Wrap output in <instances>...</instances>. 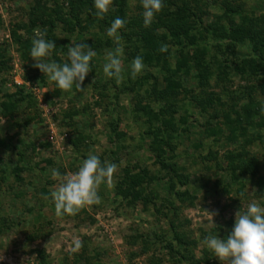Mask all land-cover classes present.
Masks as SVG:
<instances>
[{"label":"rangeland","instance_id":"374dc122","mask_svg":"<svg viewBox=\"0 0 264 264\" xmlns=\"http://www.w3.org/2000/svg\"><path fill=\"white\" fill-rule=\"evenodd\" d=\"M115 1L103 24L92 6L79 13L82 23L73 33L63 30L62 25L56 29L58 62L67 59L66 46L71 40L86 42L97 53L90 62L92 71L85 78L83 90L73 86L62 91L32 67L35 61L30 52L24 54L16 40L33 36V31L29 33L21 26L29 22V8L35 0H0V51L5 56L0 70L2 95L22 89L33 97L31 104L24 102L12 113L1 107L6 97L0 98V251L4 250L5 256L0 264H21L22 257L33 256V264H221L203 246V237L209 232L226 237L240 207L251 200L264 204V126L258 125L262 118L245 121L243 130L231 111L233 106L249 100V86H253V96L264 107V77L250 68L241 75L232 64L223 80L219 64L237 58L211 47L204 56L205 62L206 58L214 62L210 81L200 83L197 61H191L190 72L180 79L184 87L177 96L174 113L180 128L173 137L175 150L165 156L175 155L172 161L188 175L187 183H177V189L189 196L179 199L167 192L163 182L156 181L147 184L142 199L134 202L115 194V185L124 182L127 172L159 173L161 162L151 149L152 137L144 134L148 117L135 108L138 102L155 110L165 106L163 101L157 102L152 87L154 76H160L159 88L164 86L162 66L155 68L143 61L142 73L132 79L130 64L136 51L127 45L121 31L123 78L118 83L103 73L106 52L115 47L106 34L110 27L106 22L118 7ZM170 3L164 0L162 11ZM232 3L241 5L250 15L264 14V0ZM68 10L66 3L64 11ZM142 11L140 0H126L125 18L132 24L125 32L138 29ZM162 11L155 15L151 26ZM207 12L205 23L210 24L216 19L215 13L222 11L209 7ZM168 45L169 64L175 68L181 46ZM236 54L250 55L249 44L240 45ZM50 59L57 61L53 54ZM209 99L210 103L205 104ZM224 110L232 114L231 121L222 117ZM183 117L186 123L180 122ZM90 151L102 161L118 164L111 186L101 185L99 204L86 205L75 215L56 216L51 199L42 196L57 186L51 169H59L62 174L75 172ZM238 152V160L256 162L258 168L236 180L229 169L228 154ZM241 192L245 193L243 198ZM146 195L153 200L145 201ZM166 197L172 202L167 203ZM167 212L170 217L165 215ZM210 212H218L213 218L215 224ZM172 221L187 241L194 239L196 243L186 249L176 244ZM158 235L164 239L162 243L155 245L146 239L153 241ZM74 238L81 240L82 247L70 253L66 249ZM169 242L176 247L173 251Z\"/></svg>","mask_w":264,"mask_h":264},{"label":"trees","instance_id":"16d2710c","mask_svg":"<svg viewBox=\"0 0 264 264\" xmlns=\"http://www.w3.org/2000/svg\"><path fill=\"white\" fill-rule=\"evenodd\" d=\"M168 1L171 3L169 6L167 4L165 10L157 16L158 19L154 26L145 27L143 20H141L142 22H138V29L134 33L125 32L132 24L125 18L126 0L115 1L118 6L116 12L106 22V24L111 25V22L117 16L124 18L127 23L119 31L126 35L127 45L133 47L136 51L135 55L141 56L146 64L155 68L162 66L161 70H163V88H159L160 76H154L155 82L152 87L154 95L158 99L157 102L163 101L165 106H160L159 110H155L151 105L138 102L135 108L136 112H142L148 117V128L144 134L152 137L151 149L155 152L158 161L161 162L159 173L149 174L148 170L134 174L127 172L124 176V182L119 181L114 188L117 196H121L123 199L131 198L132 202L142 199L143 193L147 192V184L152 181L163 182L165 187H167V192L177 195L179 199L189 196L187 193L177 189V183L181 185L187 183L188 175L181 172L182 167L172 161V157L175 155L170 158L165 156L170 151L175 150L176 147L173 137L179 131L180 123L175 119L174 113L177 111L176 106L179 101L177 96L184 87L180 79L183 78V74L187 75L190 72L192 68L191 61H197L196 63L200 69L198 77L202 85L208 83L214 73L211 68L212 63H214L213 60L209 61L208 58H206L208 62L204 60L208 47L219 51H228L238 60H229L227 58L223 66L219 64L220 75L221 77L224 76L223 80L226 79L227 68L232 64L241 75H245L247 68H250L264 77V14L261 16L250 15L241 5L233 4L232 0ZM66 3L69 9L67 12L64 11ZM92 6L94 7V0H35L29 8V22L22 24L21 27L25 28L29 33L37 27L41 30H46L47 39L55 40L56 43V29L62 25L63 30L73 33L76 27L82 23L79 13L84 8ZM209 7H218L222 12L215 13L216 19L212 23L206 24L205 18L208 16L207 10H209ZM103 21L104 18L101 19V24H103ZM25 39L24 36L16 38L24 54L29 53L32 46L31 38L30 40L28 38L27 40ZM168 43L181 46V56L177 58L175 68H172L169 64L170 57L168 55L171 48L169 47L168 52L159 51L161 44L168 45ZM245 43L249 44L251 54L245 57H237V49ZM194 48L196 50L191 55L190 52ZM52 54L58 62L59 58L56 49ZM4 59V51H0V70L2 69L1 65L5 63ZM252 87L249 86L248 90L249 100L245 104L239 105V107L233 106L231 109L233 114L236 115L235 121L243 130H245V121L250 123L256 116L262 118L258 125L264 126V110H262L264 107L253 96ZM4 97L7 100H2L1 107L9 113H12L24 102L31 104L33 99L31 95L24 94L22 89L2 95L0 86V98ZM219 101L221 102V98H219ZM208 103H210V99L205 100V104ZM231 115L228 110H224L222 113V117L230 121ZM180 122L186 123L187 119L183 117ZM113 129L115 130L116 126H113ZM228 155L230 161L229 169L236 180H239L243 173H253L258 168L256 162L248 163L238 160L241 152ZM162 171H165V174L160 175ZM239 183L241 184V182ZM144 199L150 202L153 200L147 195ZM164 200L167 203L172 202L169 197ZM165 215L170 217L168 212ZM171 227L176 244L179 243L186 249L187 245L191 246L196 243L194 239L187 241L185 236L176 230L174 222ZM229 233L230 231L226 235ZM146 239L156 242L155 245L162 243L164 240L159 235L153 241L151 238ZM169 245L171 251L176 248L171 242H169Z\"/></svg>","mask_w":264,"mask_h":264},{"label":"clouds","instance_id":"9594fccd","mask_svg":"<svg viewBox=\"0 0 264 264\" xmlns=\"http://www.w3.org/2000/svg\"><path fill=\"white\" fill-rule=\"evenodd\" d=\"M112 4L113 0H94L95 16L103 19ZM140 4L144 26L150 27L155 15L163 10L164 0H140ZM126 23L124 18L117 16L106 31L107 36L113 39L115 47L106 52L102 69L105 76L116 78L118 83L123 78L124 71L121 60L123 48L118 32ZM31 45L30 57L35 61L32 67L39 69L48 81L54 82L62 91L70 90L73 86L83 90L85 78L92 71L90 62L97 55L92 46L86 42L71 40L66 46L67 59L62 63L57 62L50 59L57 47L55 40L47 39V31L39 27L33 30ZM168 50L169 45L161 44L160 52ZM143 69V58L138 55L130 64L131 78L135 79ZM117 171V163L107 159L102 161L98 154L90 151L75 172L62 174L59 169H51V176L58 183L48 195L42 194L43 199H51L56 216L75 215L82 207L101 202V185L111 186ZM244 196L245 193L241 192L240 197ZM240 200L242 203V199ZM210 213L214 222L213 218L218 212ZM202 244L221 264H264V204L251 200L246 207H240L235 212L234 225L226 237L221 238L220 235L209 232L203 237ZM27 247L25 245V250ZM45 247L47 249V245ZM81 247V240L74 238L66 250L75 253ZM3 253L4 250L0 251V261L5 259ZM33 258L34 256L22 257L21 264H33Z\"/></svg>","mask_w":264,"mask_h":264}]
</instances>
